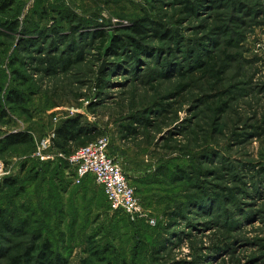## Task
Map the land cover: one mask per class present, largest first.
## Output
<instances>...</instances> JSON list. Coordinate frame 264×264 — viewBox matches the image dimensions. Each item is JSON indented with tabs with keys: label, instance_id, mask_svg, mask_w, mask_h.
I'll return each instance as SVG.
<instances>
[{
	"label": "rangeland",
	"instance_id": "1",
	"mask_svg": "<svg viewBox=\"0 0 264 264\" xmlns=\"http://www.w3.org/2000/svg\"><path fill=\"white\" fill-rule=\"evenodd\" d=\"M0 22L16 26L0 27V98L6 105L12 88L24 98L6 105L15 127L0 123V137L35 133L0 153L10 177L27 169L47 129L81 116L110 137L111 157L161 223L132 222L99 194L81 217L49 210L60 203L57 172L68 171L60 160L48 166L51 198L47 184L34 187L38 222L0 237V264L25 247L38 256L40 234L54 264H264V0H17ZM99 32L101 51L91 39ZM113 41L127 46L114 53ZM78 51L70 67L41 63ZM132 118L151 124L125 141ZM19 189L0 193L4 208Z\"/></svg>",
	"mask_w": 264,
	"mask_h": 264
},
{
	"label": "trees",
	"instance_id": "2",
	"mask_svg": "<svg viewBox=\"0 0 264 264\" xmlns=\"http://www.w3.org/2000/svg\"><path fill=\"white\" fill-rule=\"evenodd\" d=\"M16 1L17 0H0V15L8 14L9 11L15 6ZM0 27L1 28L8 27L7 29H13L16 26H15V22L10 24H2V22H0ZM168 31L162 30L157 33H159V35H161L163 39L175 41L174 36H172V34H169L171 31L169 32ZM137 33L138 34L140 33L139 29H137ZM91 37L92 40L95 39L100 41V47L98 48L99 51L104 49L105 46L108 44V36L103 32L92 34ZM28 43L29 42H27V44ZM126 46L127 45L123 43H119V41H113L111 43V48L114 53H117V50H124ZM134 46H135L134 50L136 57L139 56L141 53H144V48L140 42L135 41ZM80 53L81 52L78 51L73 56V59L75 58V60H72V57L70 56L64 58H55V57H51V55H44V59L41 60V63L45 65V67H47L46 69H51V70H54L56 68L58 69V67L62 65H64V67H70L71 65H73L74 62L76 63L81 61L82 53L81 54ZM5 101H6V105L9 104L20 107L24 104V98L22 94L14 88H12L8 92ZM6 105L3 104V101L0 98V123H2L4 126L8 125V127L10 126L15 127L14 126L15 121L10 119L11 116L8 114ZM27 109H28L27 111L29 112L30 110L32 114L31 108H27ZM142 124L144 125V127H148L151 124V122L149 120L143 121V120H138L137 118H132V122L123 128V137H122L123 140L127 141V140H131L132 138H136L139 135V129H140L137 127V125H142ZM2 132H3L2 136L0 137V153H2V151H5L9 148L30 145L34 143V136L32 134L33 131L30 129L26 131L25 130L11 131L8 129ZM102 135H103L102 130L97 126L94 127L84 126V124L82 123L81 116H77L76 118H68L57 126L54 148L58 152H62L64 154L70 155L76 149L94 142ZM55 164L56 163L43 164L28 159L26 160V163L23 164V166L28 165V167L25 171L21 173L22 174L21 176L5 178L3 179V181L0 182V193L4 192L8 187H14L17 185L20 186L19 189L20 192L16 194L12 199V203L10 205L11 209L8 210L4 208L2 204L3 202L2 201L0 202V237L5 236L6 234L18 237L21 234L20 225H22L23 229L26 230L30 228L31 224H33L34 222L36 224L38 222L36 218L34 222L30 220V218L39 215L36 211V208H38L36 199H38V197H40L42 193V192L37 193L34 187L35 185H40L41 183L47 184L49 188L48 195L51 198V176L48 175V171L50 170L48 166L50 165L53 166ZM46 191L47 190L45 189L44 192ZM19 209L21 210L24 209V212L27 214V218H23L21 217L22 215L20 213H17ZM10 210L12 212H10ZM49 210H51L50 203H49ZM139 223H143V222H139ZM160 226L161 223L157 225V228ZM34 239H37L36 243H37L38 256L32 255L31 253L32 249L25 247L21 249L15 256V260H14L15 264H26V263L32 264L34 262H38L40 264H46L47 262H50L51 264H54L52 260L54 254L51 248V242L49 240L48 241L44 240L43 242V236L41 234L38 237H35ZM62 263L66 264L64 261Z\"/></svg>",
	"mask_w": 264,
	"mask_h": 264
},
{
	"label": "built area",
	"instance_id": "3",
	"mask_svg": "<svg viewBox=\"0 0 264 264\" xmlns=\"http://www.w3.org/2000/svg\"><path fill=\"white\" fill-rule=\"evenodd\" d=\"M55 122L57 125V120ZM56 129L57 126L46 132L47 135L41 142L39 141L40 143L38 142L30 157L31 160L43 164L66 161L68 172L74 174V184L80 185L86 177L91 176L95 183L103 188L112 210L121 211L132 222H143L152 228L157 227L158 219L144 210L140 198L126 179L120 164L111 157L109 136L102 135L94 142L67 155L54 148ZM12 174L7 170V166L0 162V182Z\"/></svg>",
	"mask_w": 264,
	"mask_h": 264
},
{
	"label": "crops",
	"instance_id": "4",
	"mask_svg": "<svg viewBox=\"0 0 264 264\" xmlns=\"http://www.w3.org/2000/svg\"><path fill=\"white\" fill-rule=\"evenodd\" d=\"M49 130L50 129H47V131ZM32 134L35 139V133ZM58 173V177H55L56 186L54 200L57 197L60 203L54 204L51 208L57 209L58 212H60L59 214L66 217H75L76 215L81 217L82 212H86L85 204L89 198L95 197V199H97V197L101 195L106 199L103 188L98 186L91 176L86 177L80 185H76L73 183L74 174L70 175L71 173L62 169L58 170ZM93 194L95 196H93Z\"/></svg>",
	"mask_w": 264,
	"mask_h": 264
},
{
	"label": "water",
	"instance_id": "5",
	"mask_svg": "<svg viewBox=\"0 0 264 264\" xmlns=\"http://www.w3.org/2000/svg\"><path fill=\"white\" fill-rule=\"evenodd\" d=\"M104 67V66H103ZM103 67H102V70H103Z\"/></svg>",
	"mask_w": 264,
	"mask_h": 264
}]
</instances>
